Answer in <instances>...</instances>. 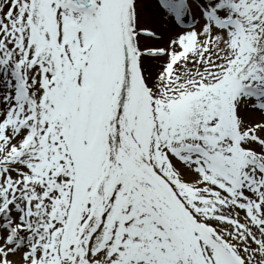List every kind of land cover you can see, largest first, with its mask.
Wrapping results in <instances>:
<instances>
[{
	"label": "snow or ice",
	"instance_id": "1",
	"mask_svg": "<svg viewBox=\"0 0 264 264\" xmlns=\"http://www.w3.org/2000/svg\"><path fill=\"white\" fill-rule=\"evenodd\" d=\"M0 264H264V0H0Z\"/></svg>",
	"mask_w": 264,
	"mask_h": 264
}]
</instances>
